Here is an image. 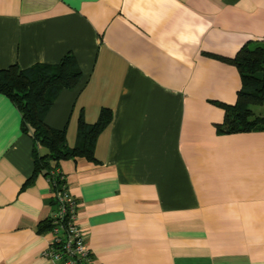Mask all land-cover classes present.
Listing matches in <instances>:
<instances>
[{"label":"crops","instance_id":"1","mask_svg":"<svg viewBox=\"0 0 264 264\" xmlns=\"http://www.w3.org/2000/svg\"><path fill=\"white\" fill-rule=\"evenodd\" d=\"M263 41L264 0H0V68H80L46 125L73 147L79 117L111 109L95 160L55 167L94 264H264V131L222 125L241 85L228 59ZM20 120L0 94V264H55L38 231L54 184Z\"/></svg>","mask_w":264,"mask_h":264},{"label":"trees","instance_id":"2","mask_svg":"<svg viewBox=\"0 0 264 264\" xmlns=\"http://www.w3.org/2000/svg\"><path fill=\"white\" fill-rule=\"evenodd\" d=\"M240 76V88L233 105L222 106L226 117L222 125L226 132L264 131V109L256 113L252 107L264 104V41L242 47L228 59ZM81 71L73 54L67 53L56 64L38 63L28 68L16 64L0 68V94L4 95L20 113V130L33 141L32 157L34 175L41 173L54 180L53 190L63 184L53 171L60 160L82 157L94 161V145L98 134L112 118L110 108L102 107L93 123L82 116L77 122L76 143L69 147L64 130H57L44 123V115L60 90L75 86ZM222 132L220 126L217 127ZM41 146L47 154L40 156ZM53 174V175H52ZM50 220L40 225L39 232L49 231Z\"/></svg>","mask_w":264,"mask_h":264},{"label":"built area","instance_id":"3","mask_svg":"<svg viewBox=\"0 0 264 264\" xmlns=\"http://www.w3.org/2000/svg\"><path fill=\"white\" fill-rule=\"evenodd\" d=\"M53 173L60 175L63 184L53 192L55 209L48 218L51 240L42 254L55 264H94L77 223L76 201L69 194L63 175L56 170ZM48 180L54 184L53 179Z\"/></svg>","mask_w":264,"mask_h":264},{"label":"rangeland","instance_id":"4","mask_svg":"<svg viewBox=\"0 0 264 264\" xmlns=\"http://www.w3.org/2000/svg\"><path fill=\"white\" fill-rule=\"evenodd\" d=\"M252 109H253L256 113H258L259 110L264 109V104H263L262 106H255V107L253 106Z\"/></svg>","mask_w":264,"mask_h":264}]
</instances>
